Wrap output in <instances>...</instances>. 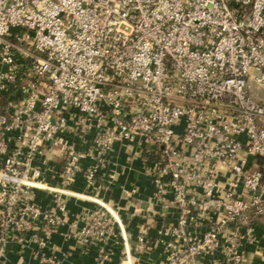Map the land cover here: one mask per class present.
<instances>
[{
	"label": "built area",
	"instance_id": "1",
	"mask_svg": "<svg viewBox=\"0 0 264 264\" xmlns=\"http://www.w3.org/2000/svg\"><path fill=\"white\" fill-rule=\"evenodd\" d=\"M259 91L264 0H0V264L8 242L30 239L42 249L59 226L29 190L57 152L60 188L52 193L64 213L62 196L81 173L60 136L67 131H94L98 162L112 144L136 137L158 148L153 197L170 194L177 210L167 264H200L220 235L228 264H243V241L254 240V221L264 216ZM96 170L83 172L87 183ZM214 214L206 232L187 233ZM114 224L124 248L117 264H130L122 225L105 205L88 213L78 238L102 241Z\"/></svg>",
	"mask_w": 264,
	"mask_h": 264
},
{
	"label": "crops",
	"instance_id": "2",
	"mask_svg": "<svg viewBox=\"0 0 264 264\" xmlns=\"http://www.w3.org/2000/svg\"><path fill=\"white\" fill-rule=\"evenodd\" d=\"M17 97L18 93L11 94V99ZM60 136L72 144L81 167V173L66 188L70 194L62 196L64 213L58 210L52 193V189L60 188L61 159L57 152L50 155L45 164L46 171L38 181L39 186L29 190L30 199L35 204L60 218L59 226L42 249L30 239L8 242L1 264H44L42 259L45 257H53L58 264H117L124 256V248L116 224L102 241L86 244L78 238L88 213L99 204L111 210L121 223L127 238L130 264H167L165 246L177 242L170 231L176 223L177 210L170 194L158 200L153 197L155 184L151 170L155 169L160 158L158 148L136 137L132 142L112 144L98 162L93 144L94 131L86 136L67 131ZM11 140L9 146L14 144ZM247 159L248 163L254 161L251 157ZM33 165L40 164L35 161ZM93 166L97 168L94 179L87 183L83 172ZM216 220L215 214L208 219H198L186 231L192 236H200ZM34 225L38 226L37 223ZM253 230L254 240L243 241V264H264V218L254 221ZM142 231L144 242L139 243L137 238ZM223 242L220 235L218 248L204 254L200 264H228ZM101 251L107 254V260L99 258Z\"/></svg>",
	"mask_w": 264,
	"mask_h": 264
},
{
	"label": "trees",
	"instance_id": "3",
	"mask_svg": "<svg viewBox=\"0 0 264 264\" xmlns=\"http://www.w3.org/2000/svg\"><path fill=\"white\" fill-rule=\"evenodd\" d=\"M257 162H258L259 165H261L262 164V159L261 158H257ZM263 177H264V171H263ZM260 218H264V216L257 217L256 220L260 219ZM0 234H1V228H0Z\"/></svg>",
	"mask_w": 264,
	"mask_h": 264
},
{
	"label": "rangeland",
	"instance_id": "4",
	"mask_svg": "<svg viewBox=\"0 0 264 264\" xmlns=\"http://www.w3.org/2000/svg\"><path fill=\"white\" fill-rule=\"evenodd\" d=\"M252 87L254 88L255 86H252ZM252 93H253V92H252ZM256 94H258L260 97H263V95H264V94H263L262 92H260V91H259L258 93H256Z\"/></svg>",
	"mask_w": 264,
	"mask_h": 264
}]
</instances>
